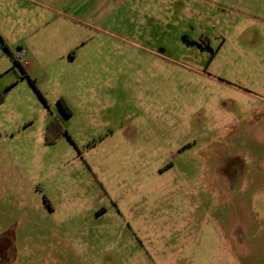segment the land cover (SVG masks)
Segmentation results:
<instances>
[{
    "label": "rangeland",
    "instance_id": "obj_1",
    "mask_svg": "<svg viewBox=\"0 0 264 264\" xmlns=\"http://www.w3.org/2000/svg\"><path fill=\"white\" fill-rule=\"evenodd\" d=\"M121 1H0V264H264V14Z\"/></svg>",
    "mask_w": 264,
    "mask_h": 264
},
{
    "label": "crops",
    "instance_id": "obj_2",
    "mask_svg": "<svg viewBox=\"0 0 264 264\" xmlns=\"http://www.w3.org/2000/svg\"><path fill=\"white\" fill-rule=\"evenodd\" d=\"M2 1H6L8 3V6H11V7H12L13 3L16 4L17 2H21L24 11H26L29 8V7H27L29 5H39L41 7H44V5H46L45 6L46 8L51 9L49 7V3L57 4L61 8L51 9L52 11L54 10L57 13H61V9H68L69 11L71 10L72 12L69 13V14H66V16L70 15L69 17L72 20H74L75 19V16L73 15L74 14V10H76V9H78L80 7L85 8V6L90 7V5H93L95 11L96 12L97 11L100 12V11L105 9V6L107 5L108 2L117 3L118 0H2ZM122 1H124V0H122ZM122 1H121V3H122ZM44 3H48V4H44ZM251 4H253V6ZM237 7L239 9H241V11H243L245 14H248V15H251L250 14L251 12L264 14V0H240V2L237 3ZM87 18L88 17L86 16V20H87ZM76 20H82L83 21V20H85V17H83L82 19L77 17ZM20 64L24 68H27L26 67L27 62L20 63Z\"/></svg>",
    "mask_w": 264,
    "mask_h": 264
},
{
    "label": "trees",
    "instance_id": "obj_3",
    "mask_svg": "<svg viewBox=\"0 0 264 264\" xmlns=\"http://www.w3.org/2000/svg\"><path fill=\"white\" fill-rule=\"evenodd\" d=\"M16 63L19 64V66L22 68V70L24 71V73L27 75V72L25 71L24 67L20 64V62H18V61L16 60ZM31 81H32V80H31ZM32 83H33V81H32Z\"/></svg>",
    "mask_w": 264,
    "mask_h": 264
}]
</instances>
